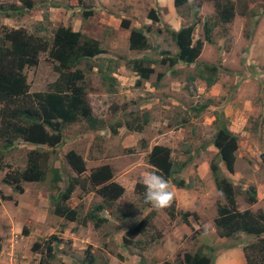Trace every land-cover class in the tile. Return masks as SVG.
Returning <instances> with one entry per match:
<instances>
[{
    "label": "rangeland",
    "instance_id": "obj_1",
    "mask_svg": "<svg viewBox=\"0 0 264 264\" xmlns=\"http://www.w3.org/2000/svg\"><path fill=\"white\" fill-rule=\"evenodd\" d=\"M0 1L19 3V0ZM32 1L33 8L20 17L0 15V25L23 27L47 38L58 25L79 30L96 38L104 50L94 62L104 67L111 60L118 76L105 89L102 85L106 83H99L96 67L84 70L86 98L99 122L89 125L79 118L65 124L61 143L53 152L48 151V165L57 166L64 177L73 175L64 159L65 152L73 149L84 158L86 171L108 163L114 176L140 181L145 171L152 170L146 163V153L154 144L168 146L171 156L176 157L188 148L193 159L181 171L186 187L167 180L175 193L172 216L168 214L170 207L154 209L144 205L139 195L126 191L112 203L110 210L100 213L105 221L95 227L86 218L84 224L80 223L84 214L100 201L90 188L83 192L76 187L67 201L77 209L76 221L57 217L50 211L48 173L41 182H21L20 193L2 183L4 173L22 168L26 151L36 145L17 139L7 150L0 147V193L11 196L9 200H0L3 247L0 264H37L39 253L31 252L30 245L42 243L50 235L59 239L53 246L55 263L89 264L85 258L91 255L90 264H177L184 252L191 253L200 245L204 252L211 250L206 253L212 255V264H245L239 248L249 239L241 233L238 240L219 237L211 223L216 202L222 199L209 170L215 152L210 137L215 114L222 112L232 131L237 130L238 141L234 171L226 173L219 163L220 170L232 182L240 208L247 205L244 189L253 186L257 202L248 207L264 210V0H231L235 6L232 21L212 29L211 43L202 40L199 60L216 62L219 68L217 81L210 87L196 79L186 82L185 76L193 72L191 66L178 64L167 69L156 62L149 79L137 86L125 60L146 56L157 61L163 56L160 50L172 52L173 43L165 27L169 28L174 18L180 24L195 22L193 39H201L203 21L214 14L212 0H188L175 11L171 0H82L83 4L79 0ZM48 1L61 5H47V11L39 7V3ZM196 3L199 7L194 13ZM87 6H91L92 13L82 17V12L90 9ZM150 8L158 13V22L146 17ZM122 19L128 20V27L121 26ZM140 26H149L150 31L145 34L152 48L129 50V29ZM55 64L49 57H43L36 66L25 70L31 91L46 90L57 78ZM158 71L163 76L153 87ZM204 102L207 107L193 116L191 108ZM140 111L147 112L148 123L141 131L126 129L125 120L140 115ZM182 118L184 123L180 121ZM185 210L195 212L197 218L188 216L182 221L181 211ZM125 213L126 217L122 215ZM147 216L148 225L129 243L124 242L126 228ZM22 226L28 229L26 236L20 231ZM36 251L41 253L39 249Z\"/></svg>",
    "mask_w": 264,
    "mask_h": 264
},
{
    "label": "trees",
    "instance_id": "obj_2",
    "mask_svg": "<svg viewBox=\"0 0 264 264\" xmlns=\"http://www.w3.org/2000/svg\"><path fill=\"white\" fill-rule=\"evenodd\" d=\"M188 0H172L173 6L178 8ZM80 3H84L79 0ZM32 0H19V3L0 1V15L4 17H20L33 8ZM39 7L47 11L49 6L58 7L61 4L54 1L39 3ZM213 15L202 23L203 39L210 41L212 29L217 25H225L232 21L235 15V6L231 0H212ZM195 11L199 3L195 5ZM66 7V6H65ZM90 9L82 12V17L92 13ZM47 17V14L44 13ZM146 17L152 22H158L159 16L154 8L147 11ZM121 26L128 27V20L122 19ZM195 22L181 25L177 30L165 27L175 46V52L160 50L163 54L157 61L146 56L133 57L126 60L129 67L138 76L136 83L148 79L153 72V62L167 65L168 68L175 64L182 63L189 65L193 63L194 74L188 73L185 76L186 82L195 78L203 80L206 87H210L217 81V66L206 62H197L201 51L202 41L193 39ZM42 29V25L39 26ZM45 30V29H44ZM149 26L130 27L127 46L134 51H143L152 48L146 37ZM157 32L159 30H156ZM98 40L85 36L78 30L69 26L58 25L51 31L50 38L44 35L29 32L23 27L6 28L0 26V141L1 149L7 150L16 139L29 144L36 145L25 153V164L20 169L7 170L2 183L7 184L12 190L22 192L20 185L23 181L44 180L46 173L50 174L48 194L52 206L51 212L66 220L76 219V209L69 207L65 201L70 197L73 189L80 186L85 189V182L94 189L101 198V203L95 204L80 219L85 223V218L93 222L97 227L105 221V217L98 215L100 210H110V205L117 199L124 190L139 195L144 205L145 188L140 181L127 176L113 177L112 167L108 163H101L91 167L87 174L83 158L73 149L65 152L64 158L75 175L67 177L63 181L60 170L57 167L47 166V155L53 152V148L61 143L62 128L65 124L83 118L89 125H95L99 120L92 114L90 105L86 98L84 89V69H90L93 58L103 53ZM49 57L55 61L54 69L57 71V78L47 85L43 91H29V84L26 80L24 68L34 67L39 59ZM83 66L80 67V66ZM99 83L102 85L106 80H114L110 75L112 69L107 66V71L97 67ZM161 73L157 74V79ZM207 107V102L197 107H192V115ZM146 111H140V115H134L130 120H125L124 126L128 130L141 131L148 123ZM180 121L185 122V119ZM214 131L210 137V144L216 149L215 154L209 161V170L216 189L224 199L223 203L216 204L215 215L212 219L215 232L219 237L239 239V232L256 237L255 241L243 245V256L246 264H264V212L257 213L249 209H236L234 192L230 181L219 174L218 161L220 160L229 172L233 171L235 151L237 149V135L227 127V121L222 112L215 114L213 120ZM46 147V149H41ZM49 151V152H48ZM171 149L168 146L154 144L146 153V163L158 175L166 180L170 179L178 187H186L181 176V171L193 159L188 148L181 150L179 157L171 156ZM1 168V165H0ZM177 176L179 178H177ZM63 181L61 187L58 181ZM247 199L255 201L254 188L249 187ZM10 195L0 193V200H9ZM168 214L173 215L172 205L169 206ZM261 211V212H260ZM127 216V214H122ZM194 219L197 215L193 211H181L182 221L188 216ZM148 216L141 218L136 225L128 228L123 236L124 242H130L149 223ZM21 231L26 234L27 228L22 227ZM1 240V239H0ZM59 239L50 235L42 243L34 242L33 250H41L37 264H67L64 262H53V246H56ZM53 243V245H51ZM1 248V243H0ZM209 249V248H208ZM211 251V250H209ZM87 259V257L85 258ZM212 258L202 251L198 246L192 253L184 252L182 259L177 264H210ZM88 263L92 262V256H88Z\"/></svg>",
    "mask_w": 264,
    "mask_h": 264
},
{
    "label": "clouds",
    "instance_id": "obj_3",
    "mask_svg": "<svg viewBox=\"0 0 264 264\" xmlns=\"http://www.w3.org/2000/svg\"><path fill=\"white\" fill-rule=\"evenodd\" d=\"M172 5H173V3H172ZM4 18H8V17H4ZM184 25V24H183ZM0 26H4V25H0ZM62 26H64V25H62ZM195 26V25H194ZM13 28H16V27H13ZM79 31V30H78ZM80 32V31H79ZM81 33V32H80ZM84 35V34H83ZM85 36H87V35H85ZM169 36V35H168ZM88 37H90V36H88ZM91 38H93V37H91ZM128 38V37H127ZM94 39H96V38H94ZM195 39H197V38H194V40ZM201 41L202 40H204L203 39V37L200 39ZM172 41V40H171ZM205 41V40H204ZM205 42H207V41H205ZM173 43V42H172ZM207 43H211V41H209V42H207ZM128 44V43H127ZM173 46H174V44H173ZM128 47V46H127ZM130 50V49H129ZM168 50V49H167ZM175 46H174V52H175ZM134 51V50H133ZM169 51V50H168ZM137 52V51H136ZM138 52H140V51H138ZM173 52V53H174ZM170 53H172L171 51H170ZM201 54H202V46H201V51H200V54H199V56H198V58H197V62H206V63H211V64H215L216 66H217V70L219 69L218 68V64L215 62H207V61H203V60H199V57L201 56ZM100 55V54H99ZM98 55V56H99ZM163 55V54H162ZM98 56H96L95 58H93V64L91 65L92 67L90 68V69H92L93 67H101V69L102 70H105V71H107V66H109V68H111L112 69V72L110 73V75L114 78V80H106L104 83H106V84H103L102 86H104L105 87V89H106V87H107V85L109 84V82L111 81H115L116 80V76H115V74H114V67H113V65H111V60H108L109 61V63H108V65H105L104 67H102V64L100 65V64H98V62L96 63V62H94L96 59H98ZM129 59V58H128ZM127 60V59H126ZM126 60H125V66H126ZM154 63V62H153ZM152 63V64H153ZM152 64H151V66H152ZM159 64V63H158ZM178 64H182V63H178ZM178 64H175V65H173L172 67H174V66H176V65H178ZM159 65H162V64H159ZM184 65V64H183ZM165 66H167V65H165ZM185 66H191L192 68H193V72H192V74H194V67H195V65L193 64V63H191V64H189V65H185ZM80 67H82L83 68V66L81 65ZM127 67V66H126ZM172 67H170V68H168L167 67V69H171ZM29 67H27V68H24L23 69V72L25 73V76H27V74H26V69H28ZM134 75H135V80H134V83L137 85V86H139V85H141L142 84V82L143 81H146V80H148L149 79V77H150V75L154 72V68H153V66H152V68H153V72L149 75V77H148V79H146V80H141V82H140V84H137L136 83V80H137V78H138V76L135 74V72L134 71H132L129 67H127ZM84 70H87V69H84ZM95 71H96V69H95ZM218 72V71H217ZM96 73H97V71H96ZM158 73H161V76H160V78H158L157 79V74ZM97 75H98V73H97ZM162 76H163V72L162 71H158V72H156L155 73V80H154V82H153V84H152V86L153 87H156L157 85H158V82L161 80V78H162ZM84 77H85V72H84ZM56 79V78H55ZM54 79V80H55ZM195 79H198V80H200V81H203V80H201V79H199V78H195ZM194 79V80H195ZM26 80H27V77H26ZM53 80V81H54ZM100 80V79H99ZM27 82H28V84H29V91H31L30 90V83H29V81L27 80ZM52 82V81H51ZM204 83V82H203ZM214 84V83H213ZM212 84V85H213ZM205 85V84H204ZM211 85V86H212ZM206 87V86H205ZM85 88V87H84ZM32 91H43V90H32ZM110 91V90H109ZM226 119V118H225ZM227 121V120H226ZM227 127H228V129H229V126H228V124H227ZM230 130V129H229ZM214 131V130H213ZM231 131V130H230ZM233 132V131H232ZM235 133V132H234ZM236 134V133H235ZM237 135V134H236ZM17 140V139H16ZM15 140V141H16ZM20 140V139H19ZM23 142V141H22ZM29 144V143H28ZM60 144V143H59ZM58 144V145H59ZM31 145H33V144H31ZM212 145V144H211ZM57 146V145H56ZM153 146V145H152ZM151 146V147H152ZM31 149V148H30ZM214 150H215V152H216V149L214 148ZM149 151V150H148ZM147 151V152H148ZM215 152H214V154H215ZM236 152V151H235ZM77 153V152H76ZM79 154V153H78ZM80 155V154H79ZM81 156V155H80ZM82 157V156H81ZM236 157V156H235ZM83 158V157H82ZM65 159V158H64ZM83 160H84V158H83ZM84 162H85V160H84ZM67 163V162H66ZM218 168H219V174L221 175V176H223V177H225V178H227L229 181H230V179L227 177V175H224L223 173H222V170H220V167H219V163L223 166V164H222V162L219 160L218 162ZM234 163H235V159H234ZM234 163H233V171H234ZM47 166H51V165H48L47 164ZM96 166V165H95ZM52 167H57V166H52ZM58 168V167H57ZM91 168V167H90ZM89 168V169H90ZM223 168L225 169V167L223 166ZM59 169V168H58ZM71 169V168H70ZM88 169V170H89ZM72 170V169H71ZM225 171H226V173H228V174H230V173H232V172H229V171H227L226 169H225ZM87 172L88 171H86L85 173L87 174ZM48 173V172H47ZM47 173H46V175H47ZM49 174V173H48ZM60 174H61V172H60ZM210 174H211V172H210ZM73 175H75V174H73ZM73 175H69V176H73ZM61 176H62V178H63V181L65 180V179H67V177H69V176H66V177H64L63 176V174H61ZM119 176V175H118ZM211 176H212V174H211ZM113 177H116V176H114L113 175ZM45 178H46V176H45ZM44 178V179H45ZM49 178H50V174H49ZM63 181L61 180V181H58L57 182V184H58V186L59 187H61L64 183H63ZM212 181H213V178H212ZM37 182V181H36ZM65 182V181H64ZM140 182L143 184V186H144V188H145V195H144V202L146 203V204H149L152 208H154V209H157V210H159V209H163V208H166V207H169L171 204H172V202H173V200H174V197H175V193L170 189V185H169V183H168V181L163 177V176H161V175H158L155 171H153V170H148V171H145L144 173H143V175H142V177L140 178ZM48 183H49V181H48ZM230 183H231V185H232V188H233V192H234V199H235V204H236V209H238V210H242V209H249L251 212H253V213H257V212H259V210H261V211H263L264 212V210L263 209H261V208H256V209H254V210H252V209H250L248 206H250V205H255V203L257 202V197H256V194H255V201L254 202H250V201H248V199H247V191L249 190V187H252V188H254L253 186H247V188H245L244 189V191L246 192V196H245V198H244V200H245V203L247 204L246 205V207H243V208H240L239 207V205L237 204V200H236V192L234 191V186H233V184H232V182L230 181ZM49 185V184H48ZM213 185H214V187H215V184H214V181H213ZM84 186H85V189H82L80 186L78 187V186H76L77 188H80L83 192H87V191H89V188L95 193V191H94V189H92L90 186H89V184H88V182H85V184H84ZM75 187V188H76ZM74 188V189H75ZM74 189H73V191H74ZM215 189H216V187H215ZM217 190V189H216ZM72 191V192H73ZM254 191H255V189H254ZM51 192V190H49V193ZM123 192H126V190H124ZM122 192V193H123ZM130 192V191H129ZM217 192L219 193V191L217 190ZM133 193V192H132ZM72 194V193H71ZM96 194V193H95ZM96 195H98V194H96ZM219 195H220V198L222 199V201H218V202H216V204L217 203H223L224 202V199H223V197L221 196V194L219 193ZM121 196V195H120ZM119 196V197H120ZM70 197H71V195H70ZM69 197V198H70ZM98 197H99V199H100V201L99 202H97V203H95V204H98V203H101V198H100V196L98 195ZM118 197V198H119ZM68 198V199H69ZM68 199L65 201V203L69 206V207H71V208H75V207H73V206H70L68 203H67V201H68ZM116 200V199H115ZM114 200V201H115ZM113 201V202H114ZM112 202V203H113ZM49 204H50V202H49ZM94 204V205H95ZM93 205V206H94ZM112 205V204H111ZM110 205V206H111ZM92 206V207H93ZM51 208H52V206H51ZM76 209V208H75ZM215 210H216V205H215ZM50 211H51V209H50ZM103 210H100L99 212H98V215H100V213L102 212ZM104 211H106V210H104ZM186 211V210H185ZM260 211V212H261ZM76 212H77V209H76ZM53 214V213H52ZM100 216H103V215H100ZM191 216V215H190ZM58 217V216H57ZM104 217V216H103ZM214 217V216H213ZM60 218H62V217H60ZM64 219V218H63ZM137 219H140V217H138ZM194 219V218H193ZM213 219V218H212ZM66 220V219H65ZM77 220V215H76V219L75 220H72V221H76ZM67 221H71V220H67ZM86 221V220H85ZM88 221H90V222H92L91 220H89L88 219ZM139 221V220H138ZM137 221V222H138ZM104 222V221H103ZM211 223H212V225H213V222H212V220H211ZM92 224H93V222H92ZM101 224V223H100ZM137 223H134L133 225H131V226H129L128 228H130V227H132V226H134V225H136ZM23 227V226H22ZM22 227H21V229H22ZM213 227H214V225H213ZM27 228V227H26ZM128 228H126V230L128 229ZM28 230V229H27ZM125 230V231H126ZM214 230H215V228H214ZM21 231V230H20ZM28 232V231H27ZM21 233L23 234V235H27V233L26 234H24L22 231H21ZM240 233L241 234H243V235H245V238H248L249 240L248 241H245V242H242V245H240V250L239 251H241V253H242V256H243V250H242V247H243V245H245V244H248V243H250V242H253V241H255V239H256V237H254V236H251V235H248V234H246V233H244V232H239V235H240ZM139 234V233H138ZM16 235V234H15ZM54 236V235H53ZM262 237H264V233L261 235ZM224 238H227V237H224ZM123 239V238H122ZM130 239H132V238H130ZM230 239V238H229ZM238 240V239H237ZM0 243L2 244V242H1V240H0ZM126 243H129V242H126ZM33 245V244H32ZM32 245H30V249H31V246ZM13 245H11L10 246V248L12 247ZM200 246V245H199ZM198 247V246H197ZM31 252H37V253H39V257H40V255H41V253L39 252V251H36V250H33V249H31L30 250ZM203 251V250H202ZM209 250H206V252L207 253H209L208 252ZM3 252V247L2 248H0V254ZM193 252V251H192ZM191 252V253H192ZM204 252V251H203ZM11 253V252H10ZM10 253H9V256L10 257H8V259L9 258H11V255H10ZM53 253H54V249H53ZM190 253V252H189ZM211 258H212V255H210V254H208ZM54 256H55V254H54ZM91 256V255H90ZM87 257V259H88V256H86ZM39 259V258H38ZM87 259H85V261L87 262ZM181 259H182V256H181ZM180 259V260H181ZM92 260H93V258H92ZM243 260H244V262H245V259H244V256H243ZM60 262H64V263H67V262H65V261H60ZM88 263V262H87ZM213 263V258H212V261L210 262V264H212ZM67 264H70V263H67ZM90 264V263H89ZM246 264V263H245Z\"/></svg>",
    "mask_w": 264,
    "mask_h": 264
},
{
    "label": "crops",
    "instance_id": "obj_4",
    "mask_svg": "<svg viewBox=\"0 0 264 264\" xmlns=\"http://www.w3.org/2000/svg\"><path fill=\"white\" fill-rule=\"evenodd\" d=\"M172 1V0H171ZM157 5L159 6V4L157 3ZM174 7V6H173ZM175 9H174V11L176 10V7H174ZM179 8V7H178ZM177 8V9H178ZM172 22H173V24H170V26H169V28H171V29H173V30H177L181 25H183V24H180V20H177L176 18H174L173 20H172ZM174 52V46H173V51H172V53ZM115 76L116 77H118L116 74H115ZM135 77V76H134ZM196 80H198V79H196ZM229 129L232 131V127H230L229 126ZM235 131V130H234ZM237 131V130H236ZM235 131V132H236ZM5 184V183H4ZM48 200V199H47Z\"/></svg>",
    "mask_w": 264,
    "mask_h": 264
}]
</instances>
